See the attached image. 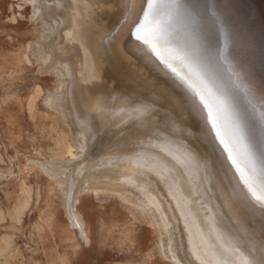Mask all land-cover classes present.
I'll return each instance as SVG.
<instances>
[{"label": "rangeland", "instance_id": "374dc122", "mask_svg": "<svg viewBox=\"0 0 264 264\" xmlns=\"http://www.w3.org/2000/svg\"><path fill=\"white\" fill-rule=\"evenodd\" d=\"M99 1L0 0V246L1 239L9 242L0 264L169 263L157 254L147 256L154 233L129 218L118 193L102 188L100 199L91 192L79 196L85 236L72 199L65 207L56 184L61 181L73 197L90 174L121 176L119 150L136 139L139 147L131 155L141 159L143 149H152L149 163L156 176L160 146L149 121L141 114L142 129L132 124L118 136L132 111L122 114L117 108L115 79L106 78L109 70L75 42L84 17L80 12H95ZM27 42L29 63L23 58ZM83 72L95 78L93 95L86 93ZM38 90L39 104L30 110L27 101ZM53 123L68 131L74 159H52L58 154ZM34 163L39 169L31 168ZM247 255L250 264L261 262L257 250L246 249Z\"/></svg>", "mask_w": 264, "mask_h": 264}, {"label": "bare ground", "instance_id": "6f19581e", "mask_svg": "<svg viewBox=\"0 0 264 264\" xmlns=\"http://www.w3.org/2000/svg\"><path fill=\"white\" fill-rule=\"evenodd\" d=\"M96 4L95 12H80L84 17L80 19L75 42L89 57L109 70L104 75L106 78L115 79L117 108H121L122 114L127 108L132 111L127 125L118 130V136L132 124L142 129L141 114L149 121L152 139L160 146L158 154H155L156 176L149 163L152 149L149 152L143 149L141 152L145 155L141 159L131 155L132 149L138 150L139 147L136 139L133 144H124L119 150L120 155L126 156L120 157L123 159L120 161L121 176L118 172L90 174L73 197H69V190L61 186V181H56L62 190L63 205L72 199L75 221L85 226L87 236L86 222L77 205L78 198L82 193L91 192L100 199L102 188H107L118 193L120 204L134 223L154 233L152 244L147 248L148 257L157 254L160 260L169 262L164 264H250V258L245 254L246 249L253 248L258 251V257H262L259 264H264V225L255 219L259 214L256 207L264 212V200L257 199L264 196V175L253 165L247 166L246 157L231 148L229 158L243 186L235 181L232 184L225 182L209 152L208 138L189 120L187 106L185 108L178 95H172L160 86L159 80H154L141 58L136 57L137 60L133 56L134 51L142 50L141 44H126L123 40L124 34L132 29L144 10H148L149 19L159 21L162 0H153L154 6L150 10L147 8L148 0H100ZM159 22L160 26L155 31L158 44L174 41L177 28L172 19L168 23L165 19L163 23ZM143 42L147 40L143 39ZM24 47L23 58L29 63L28 53L32 46L27 42ZM158 55L163 57L160 53ZM177 61L166 64L179 78L189 83V87L182 88L192 108L196 102L189 89L195 88L206 110L197 113L213 126L216 120H221L220 115L201 88L192 82L191 73L183 70ZM236 69L241 79L239 86L247 91L256 109L252 110L264 119V80L257 76L247 60L241 69L238 66ZM81 78L88 87L86 93L93 95L97 86L95 78L86 72ZM56 88L61 86L58 84ZM40 97L41 91H35L29 96L27 107L33 110ZM149 100L153 104L151 111L146 105ZM49 116L56 117L53 114ZM208 122L205 125L210 132ZM61 128L63 126L54 124L58 154L51 157L65 162L67 157L74 159L75 153L68 131ZM37 164L31 168L37 166L39 169ZM1 240L0 255L9 244L6 239Z\"/></svg>", "mask_w": 264, "mask_h": 264}, {"label": "water", "instance_id": "95a60500", "mask_svg": "<svg viewBox=\"0 0 264 264\" xmlns=\"http://www.w3.org/2000/svg\"><path fill=\"white\" fill-rule=\"evenodd\" d=\"M163 19L166 22L172 19L177 34L173 35L174 41L159 45L155 31ZM158 20L145 18L142 13L124 34L126 44L142 46L133 56L141 58L154 80H159L160 86L178 95L187 106V116L205 132L209 152L225 182L241 184L229 158L231 148L246 157L247 166L253 165L264 175V119L252 110L256 109L247 91L239 86L241 79L236 69V66L241 69L247 60L264 80V0H162ZM176 60L183 70L191 73L192 82L201 88L220 115L221 120H216L213 126L198 115L206 110L194 87L188 89L198 106L193 101L192 108L187 102L182 87H189V83L166 64ZM207 122L210 132L206 130ZM256 210L259 213L258 218L254 216L256 221L264 225L263 210L258 207Z\"/></svg>", "mask_w": 264, "mask_h": 264}, {"label": "snow or ice", "instance_id": "6c2138e0", "mask_svg": "<svg viewBox=\"0 0 264 264\" xmlns=\"http://www.w3.org/2000/svg\"><path fill=\"white\" fill-rule=\"evenodd\" d=\"M153 6H154V5H153V0H148L147 8L150 10L151 8H153ZM148 15H149L148 10H144V16H145V18H147ZM134 34H135V33H134ZM137 38L139 39L140 37L137 36ZM257 199L264 200V196H262V197H257Z\"/></svg>", "mask_w": 264, "mask_h": 264}]
</instances>
